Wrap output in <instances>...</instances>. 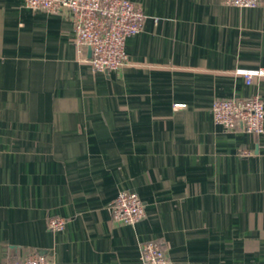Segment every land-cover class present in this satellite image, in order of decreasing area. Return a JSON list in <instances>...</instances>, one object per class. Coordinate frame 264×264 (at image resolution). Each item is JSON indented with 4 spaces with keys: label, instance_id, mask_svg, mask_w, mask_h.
<instances>
[{
    "label": "crops",
    "instance_id": "1",
    "mask_svg": "<svg viewBox=\"0 0 264 264\" xmlns=\"http://www.w3.org/2000/svg\"><path fill=\"white\" fill-rule=\"evenodd\" d=\"M131 1L145 17L130 63L96 71L67 10L0 0V263L142 264L159 240L169 264H264V132L223 131L211 111L264 104V78L234 73L264 68V0ZM120 190L143 201L134 225L111 219Z\"/></svg>",
    "mask_w": 264,
    "mask_h": 264
},
{
    "label": "built area",
    "instance_id": "2",
    "mask_svg": "<svg viewBox=\"0 0 264 264\" xmlns=\"http://www.w3.org/2000/svg\"><path fill=\"white\" fill-rule=\"evenodd\" d=\"M236 7H255L259 0H221ZM33 11L60 12L67 10L74 31L73 44L82 61L88 62L96 71L120 69L130 63L125 50L129 36L141 31L144 13L131 0H24ZM90 49V56H84ZM246 84L264 78V68L235 70ZM213 121L223 131H244L253 135L264 132V104L259 95L245 97L215 98L211 105ZM247 154L248 152H243ZM114 222L134 225L145 216L143 201L130 190H120L109 204ZM65 218L49 216L50 230H63ZM142 264H169L164 245L159 240H147L140 245ZM0 264H52L43 255L34 252L23 258L8 256Z\"/></svg>",
    "mask_w": 264,
    "mask_h": 264
},
{
    "label": "water",
    "instance_id": "3",
    "mask_svg": "<svg viewBox=\"0 0 264 264\" xmlns=\"http://www.w3.org/2000/svg\"><path fill=\"white\" fill-rule=\"evenodd\" d=\"M88 53H89V56H90V54H91L90 49H88Z\"/></svg>",
    "mask_w": 264,
    "mask_h": 264
}]
</instances>
